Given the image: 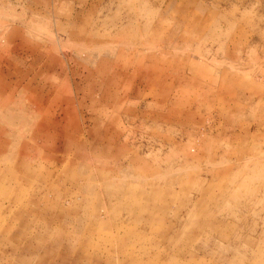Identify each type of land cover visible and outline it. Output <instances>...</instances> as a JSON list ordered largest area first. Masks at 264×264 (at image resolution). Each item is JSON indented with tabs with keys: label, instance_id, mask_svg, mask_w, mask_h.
Wrapping results in <instances>:
<instances>
[{
	"label": "rangeland",
	"instance_id": "rangeland-1",
	"mask_svg": "<svg viewBox=\"0 0 264 264\" xmlns=\"http://www.w3.org/2000/svg\"><path fill=\"white\" fill-rule=\"evenodd\" d=\"M0 264H264V0H0Z\"/></svg>",
	"mask_w": 264,
	"mask_h": 264
}]
</instances>
